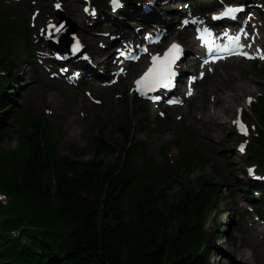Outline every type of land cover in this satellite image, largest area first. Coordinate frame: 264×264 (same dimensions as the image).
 <instances>
[{
    "label": "trees",
    "instance_id": "trees-1",
    "mask_svg": "<svg viewBox=\"0 0 264 264\" xmlns=\"http://www.w3.org/2000/svg\"><path fill=\"white\" fill-rule=\"evenodd\" d=\"M13 33L17 32L11 23L0 21V68L13 67L5 58L7 34ZM16 126L14 150L3 149L0 141V191L13 197L11 205H0V216L12 209L10 219L0 223L1 260L20 264H208L211 234L202 227L219 210L212 201L216 186L200 174L198 189L190 187V176L204 169L207 161L192 153L182 154L184 180L168 197L165 188L141 185L140 172L129 156L112 163L102 160L101 155H111L113 150L101 139L92 161L82 162L57 154L45 121L24 117ZM21 226L43 228L41 235L23 232L32 250L5 236Z\"/></svg>",
    "mask_w": 264,
    "mask_h": 264
},
{
    "label": "rangeland",
    "instance_id": "rangeland-1",
    "mask_svg": "<svg viewBox=\"0 0 264 264\" xmlns=\"http://www.w3.org/2000/svg\"><path fill=\"white\" fill-rule=\"evenodd\" d=\"M0 0V7L5 5ZM53 0H48V3H51ZM68 0H65L67 2ZM75 4H77L76 0H73ZM6 6V5H5ZM234 68H224L226 72L230 75L229 81H223L222 85L218 86V97L221 98L224 96V94L228 91V88L235 86V85H242L249 90L248 92H242L241 94H238L239 99H235L230 104V107L227 112H224L220 115L218 121L214 124L209 119L208 121V127H209V138L214 143V150L212 148L208 150L202 151V153L206 156L208 161V166L205 168L204 172L209 180H213L216 184L222 186L220 191L217 193V200L220 205L221 212L214 213L213 217L208 221L206 228L211 230L213 233H215V224L213 220L217 221L219 225H221V229L218 228L217 232H220L222 236H218L217 234L212 238L211 244L212 247L209 251V264H229L232 260H234L237 264H257L253 261L252 258L246 259L250 257L249 255V249L246 247V237L248 234L246 225L244 224H238L233 225L230 227L228 231H226V227L228 225V215L226 213L227 210L232 211L235 209L234 200L229 196L227 199L222 200L223 197H227L230 193L229 186H233L234 182H241L243 181V173L244 165H243V158L240 157L235 152V146L237 144V136L234 134L231 120L234 118L235 115V106L242 103L244 104L245 98L247 96H253L256 97L258 95L264 96V72H262L263 75H259L258 71L252 67L250 64L245 63H237L236 66H233ZM27 67H22L18 71L15 72L17 78L20 79V86L12 85V88L23 90V88L32 86L30 89L31 94L28 95L27 101H20L17 100L15 108L13 110H22L24 106H30L32 108L31 115L33 117L36 116H44L45 118L49 120H54L53 118H57L59 121V127L54 131L53 138L56 140L59 144V154L61 156H68V157H80L81 160H90L92 158L93 151L90 152L91 147L93 146V139L96 136V133L94 129L90 126V123L87 122L85 119H76L74 121V124L72 125V128L74 129L75 135H76V141L75 143H65V138L70 135V129L66 128L67 124V118L64 120L60 118L58 115H49L45 111V103L42 101L41 96L47 95V96H56L58 98V101L61 105H65L64 103V96L61 89H57L55 87L50 88L48 85H34V83L29 82L31 80V77L29 74L25 77L23 76L24 70ZM28 69V68H27ZM214 83V81H212ZM20 93V92H19ZM14 94L17 95V93L14 92ZM14 96V95H13ZM208 110H209V100H207ZM66 107V106H64ZM124 103H121L120 106L117 104L115 105V100L111 101V96L108 95L105 101V105L103 107L101 118L107 125L106 132L104 134L105 142L111 145H116V148H122L123 142L121 139H117L112 136V132L115 129L117 125L118 115L123 111L124 109ZM129 109L133 110L135 108V105L132 101L128 104ZM234 107V108H233ZM138 108V106L136 107ZM207 110V109H206ZM212 112L207 111V115H209ZM251 122H256L255 117H251ZM8 122L4 126H7ZM171 125H163L160 127L159 132L164 133V135H158L161 136L164 141H166L171 146V156L170 159L173 161H176L178 158V151L176 150V132L172 130ZM15 127L12 125L8 127V135L9 137H6L3 139L2 148L6 150H13L17 146L18 140L16 139L15 134ZM194 130L197 131V134L199 135V129L194 128ZM134 138L137 141H142L145 139H151L148 146V155L154 157L156 160H158L157 155L158 151L160 149L161 141L160 137H149L148 132H143L141 130L140 121L138 120L136 125H134L133 130ZM198 145L205 146L202 144V142H198ZM85 152V154H88V156H84L81 153ZM90 152V153H89ZM217 154V155H215ZM223 156L225 159H223ZM233 157V159H232ZM102 160L106 162H110L113 160L114 156H100ZM217 159V160H216ZM233 162V164H232ZM237 163L240 167V170L238 171L237 168L234 165V163ZM213 168H215V171H213ZM201 172H197L193 176H191V181L194 184L196 182L197 177L200 175ZM165 172L161 174V178H156L151 181L152 184L159 183V186L162 188H166L164 186L165 183L172 180L170 184V189H167L168 197L172 195L173 192H176L180 186L182 185L183 176H177L174 178L168 177L166 178ZM244 183V182H243ZM242 183V184H243ZM226 186V187H225ZM227 206V207H226ZM222 213V214H221ZM237 249V250H236ZM215 252L222 253L223 257H219L214 255ZM245 255V257H242Z\"/></svg>",
    "mask_w": 264,
    "mask_h": 264
},
{
    "label": "snow or ice",
    "instance_id": "snow-or-ice-1",
    "mask_svg": "<svg viewBox=\"0 0 264 264\" xmlns=\"http://www.w3.org/2000/svg\"><path fill=\"white\" fill-rule=\"evenodd\" d=\"M113 9H117L122 7L120 0H111ZM57 8L60 7L59 4L56 5ZM88 8H85V11H88ZM242 9L240 7H226L219 16L214 18L219 19L221 17H230L235 18V15L240 12ZM59 30V29H57ZM239 47L240 45L237 44ZM79 42L73 45V51L79 50ZM181 53L180 45L173 44L170 48L165 52L164 56L161 58L160 56H154L152 58V67L148 69L147 72L144 73L142 77H140L136 84L138 86L137 90L141 92V94H145V90H155L157 87H171L172 86V77L175 75L173 71V65L177 59H179ZM241 55H247V53H240ZM190 94V93H189ZM159 99V97H156ZM175 101H169V103H173ZM249 102H251V98H249ZM239 125V129L243 134H247L246 126L240 121H235ZM241 151L244 149V145L240 146ZM251 171V170H250Z\"/></svg>",
    "mask_w": 264,
    "mask_h": 264
},
{
    "label": "bare ground",
    "instance_id": "bare-ground-1",
    "mask_svg": "<svg viewBox=\"0 0 264 264\" xmlns=\"http://www.w3.org/2000/svg\"><path fill=\"white\" fill-rule=\"evenodd\" d=\"M70 12L71 13L74 12V15L78 16V12L75 7H71ZM87 43H90V42L87 41L86 44ZM192 45L193 44L189 43V46H192ZM23 74H24L23 76L26 77L27 71H24ZM65 74L68 77H70L67 71H65ZM248 91L249 90L244 86V84L235 85V86L228 88V91L224 94V96L217 100V103L219 102V106L215 110L214 114H212L210 117H208L205 114H202L199 119H196L195 115H192L191 117L192 122L194 123V125H196L198 128L201 129V133L203 136L208 134L209 132L208 127H207L208 120L210 119L211 121L216 122L219 119L221 114L228 111L232 101L235 99H239L237 97L238 94H241L242 92H248ZM48 99H49L48 105L52 106L57 113H60L61 108L59 106L57 98L52 95V97H49ZM66 126H67L66 128L70 129V135L65 138V143H75L76 135H75L74 129L72 128L71 123H67ZM210 140H208V142ZM210 146L212 147L211 141H210ZM237 169L239 170V168ZM231 193L233 194L234 197L236 196V193L234 192V190H232ZM252 229H254L253 233H257L258 236L253 235L252 238L246 241V243L248 244V247L250 246L249 247L250 257L247 258L246 256V259L252 258L254 262L258 264H264V229H261V230H258L255 228H252ZM242 257H245V255H243Z\"/></svg>",
    "mask_w": 264,
    "mask_h": 264
}]
</instances>
